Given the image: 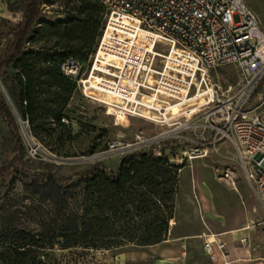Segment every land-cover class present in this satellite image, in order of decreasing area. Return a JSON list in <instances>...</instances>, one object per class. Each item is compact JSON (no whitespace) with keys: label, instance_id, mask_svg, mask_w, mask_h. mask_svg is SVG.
Wrapping results in <instances>:
<instances>
[{"label":"rangeland","instance_id":"374dc122","mask_svg":"<svg viewBox=\"0 0 264 264\" xmlns=\"http://www.w3.org/2000/svg\"><path fill=\"white\" fill-rule=\"evenodd\" d=\"M245 1L264 29V0ZM80 5L81 0H45L41 8L46 17L64 18L67 14H76ZM20 16V12H7L5 0H0L1 51L9 44L12 28ZM61 42L59 36L44 32L36 34L30 44L60 46ZM213 74L222 84L235 83L238 79L237 69L232 64L217 68ZM0 87L4 93L2 85ZM103 98L111 99L109 94ZM249 104L257 105V111H264V78ZM172 110L178 109L173 106ZM63 114L68 120L65 126L56 125L50 118L36 119L32 125L17 116L28 174L55 172L64 177L89 169L95 160L115 168L119 158L130 151L107 156L97 154L109 139L134 141L138 136H149L164 128L137 116L117 117L107 111L103 102L85 95L77 84ZM168 145L171 147L164 152L171 161L180 164L175 215L171 218L176 224L169 228L168 235H193L187 238L185 255H182L185 264L212 261L203 251L201 240L204 233L218 228H235L226 238V252H232L238 260L264 264V208L246 177L233 142L221 139L215 144H204L194 152L185 145H176L172 138ZM15 154L9 128L0 116V167H5ZM12 168L6 167L0 174V264H168L150 255L152 251L143 246H64L65 200L77 196L79 186L22 181L12 173ZM226 168L235 173L234 186L222 177ZM198 233L201 235H196ZM130 254L137 255L138 259L128 260Z\"/></svg>","mask_w":264,"mask_h":264},{"label":"built area","instance_id":"2783aa9c","mask_svg":"<svg viewBox=\"0 0 264 264\" xmlns=\"http://www.w3.org/2000/svg\"><path fill=\"white\" fill-rule=\"evenodd\" d=\"M98 1L104 21L88 64L82 68L69 56L60 62L61 71L74 76L81 89L94 84L119 97L122 115L164 128L134 141L109 139L97 154L152 144L160 153L161 143L171 138L194 152L227 139L264 208V111L249 104L264 78V29L255 11L245 0ZM228 64L238 79L222 84L213 72ZM177 102L186 108L167 117L165 108ZM234 174L226 168L222 177L234 186ZM202 247L212 260L226 253L216 233H204Z\"/></svg>","mask_w":264,"mask_h":264},{"label":"trees","instance_id":"16d2710c","mask_svg":"<svg viewBox=\"0 0 264 264\" xmlns=\"http://www.w3.org/2000/svg\"><path fill=\"white\" fill-rule=\"evenodd\" d=\"M7 9L20 12L11 40L0 50V116L12 136L15 155L0 167H13L22 181H53L64 187L79 186L78 195L65 200L64 246L130 248L160 242L168 237L179 185L180 164L160 153L140 148L122 155L115 168L101 160L84 171L60 176L55 172L30 175L23 162V143L17 116L34 124L50 118L65 126L63 108L77 84L60 69V62L75 57L82 68L88 64L104 21L98 0H81L76 14L64 18L44 16L45 0H5ZM59 36L61 45L34 47L36 34ZM2 32L0 29V38ZM89 55V56H88ZM170 221V222H169ZM33 239V235H31ZM36 241V240H34Z\"/></svg>","mask_w":264,"mask_h":264},{"label":"crops","instance_id":"0c3cea01","mask_svg":"<svg viewBox=\"0 0 264 264\" xmlns=\"http://www.w3.org/2000/svg\"><path fill=\"white\" fill-rule=\"evenodd\" d=\"M8 12V9H7ZM173 224H176L173 220L170 222L169 228ZM237 228V227H236ZM235 228H218L216 230H211L210 232L206 233H216L217 237L225 241L226 243V238H229L231 235V232ZM196 235H201L200 233ZM193 236L192 234H187V233H179L176 234L172 237L168 235V237L160 242L153 243V244H148L143 247H147L152 253L150 255L160 257L162 258L163 262H168V264H185L184 258H182V255H185V246H186V241L187 238H190ZM202 244V240H201ZM202 246V245H201ZM227 246V243H226ZM203 249V247H202ZM204 251V249H203ZM205 252V251H204ZM206 254V253H205ZM207 255V254H206ZM208 256V255H207ZM128 260H136L138 259V256L135 254H130L127 256ZM164 262V263H165ZM166 264V263H165ZM207 264H255L252 262H247L244 260H238L235 255L231 253H218V257L216 260L208 261Z\"/></svg>","mask_w":264,"mask_h":264},{"label":"bare ground","instance_id":"6f19581e","mask_svg":"<svg viewBox=\"0 0 264 264\" xmlns=\"http://www.w3.org/2000/svg\"><path fill=\"white\" fill-rule=\"evenodd\" d=\"M82 92L91 98H94L98 101L103 102L106 105L108 112L113 113V114L116 113L117 117L123 116L119 112V107L123 104L122 100L119 97L96 87L94 84H85L84 87L82 88ZM107 94H109L111 97L110 101L103 98V96ZM173 106H176L178 110L177 111H174L175 109L172 110ZM186 106L187 104L184 102H177L174 104H169L165 108V115L167 117H172L176 114L181 113L186 108Z\"/></svg>","mask_w":264,"mask_h":264}]
</instances>
